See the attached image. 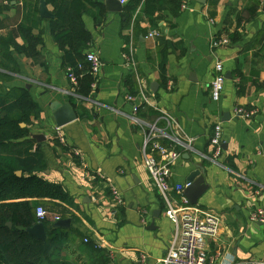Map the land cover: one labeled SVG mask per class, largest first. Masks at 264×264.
Segmentation results:
<instances>
[{
  "label": "crops",
  "instance_id": "1",
  "mask_svg": "<svg viewBox=\"0 0 264 264\" xmlns=\"http://www.w3.org/2000/svg\"><path fill=\"white\" fill-rule=\"evenodd\" d=\"M181 2L184 7L181 5L176 15L169 8L163 10L157 26L148 18H140L136 25L131 22L129 38L132 35L136 73L127 62L129 44L126 46L124 37L128 31L122 30L121 11L106 8L102 23L82 15L91 34L84 52H97L102 66L90 96L76 107L71 105L77 117L61 127L66 145L55 134L50 104L70 102L73 95L61 50L47 21L41 24L38 46L43 62L13 53L19 74L4 83L6 89L29 86L31 97L41 108L40 118L28 126L29 137L41 134L44 138L33 145V151L43 156L39 175L63 185L75 203L70 210L77 219L67 217L69 226L106 250L111 264H161L174 232L142 161V134L128 118L127 77L135 82L136 102L144 105L146 97L178 121L186 136L188 147H177L180 155L171 166L169 180L185 184L195 165L204 168L208 188L196 206L219 214L223 220L218 234L206 241L209 261L249 264L252 259L264 258V224L247 218L251 210L264 209V0ZM243 8L253 17L245 19L242 13L237 28L236 15ZM47 9L50 11L49 6ZM21 15L22 0H11L10 8L0 14V32L10 28L18 43L22 42L16 32ZM154 31L156 34L149 36ZM234 31L238 38L216 50L211 48L213 37H228ZM217 58L231 78H226L221 98L215 102L210 98V83ZM152 83L156 84L154 91ZM237 106L257 113L250 119L237 117ZM146 110L143 107L145 113L140 116L154 120L156 116ZM163 123L159 121V125ZM216 123L222 128V150L213 162L209 159L213 153L210 137ZM111 186L121 192L122 205L113 206ZM47 214L48 225H53L55 215ZM61 255L77 264H101L93 251L84 249L80 236L64 245Z\"/></svg>",
  "mask_w": 264,
  "mask_h": 264
},
{
  "label": "trees",
  "instance_id": "2",
  "mask_svg": "<svg viewBox=\"0 0 264 264\" xmlns=\"http://www.w3.org/2000/svg\"><path fill=\"white\" fill-rule=\"evenodd\" d=\"M10 1L0 0V14L10 8ZM41 1L22 0V15L16 27L21 43L16 41L10 28L0 32V264H77L63 257L61 249L79 236L82 237L85 250L93 251L101 259V264H111L107 251L99 249L88 236V240L84 242L86 235L77 228L53 227L48 225L51 222L45 217L41 220L46 229L45 240L27 231L38 222L35 210L41 204H45L46 212L53 213L55 219L70 217L74 221L77 218L70 210L75 204L73 198L63 185L50 182L39 175L44 168L43 156L38 151H33L35 140L29 137L28 131L31 121L40 118L39 104L25 87H4L6 81L19 74L13 53L29 57L35 62H43L38 46L42 42L41 24L47 21L51 37L61 50V62L66 76L73 73L76 77L74 95L70 98L71 105L76 107L82 98L90 96L95 80L85 61L84 50L91 41V34L84 26L82 15H91L96 23H102L107 14L105 4L100 0H43L50 7L53 17L42 18L39 14ZM218 1L210 0L213 4ZM253 1L259 3V0ZM181 5V0H126L121 10L122 30L128 31V36L124 37L126 46L133 20L136 25L140 18H148L153 26H157L156 20L162 16L159 14L163 10L169 8L176 15ZM242 13L246 14L245 19L253 17L246 9L240 10V15H236L235 19L237 28L240 26ZM238 36L237 31L228 33L231 41ZM240 63L236 68L238 71ZM159 65L163 69L164 61L161 60ZM134 85V80L127 77L124 82L127 92L135 94ZM141 105L139 115L145 113L142 111L143 107L152 115H158L149 106ZM21 123L25 126H21ZM16 171H21V174L17 175ZM8 222H11V226H8Z\"/></svg>",
  "mask_w": 264,
  "mask_h": 264
},
{
  "label": "built area",
  "instance_id": "3",
  "mask_svg": "<svg viewBox=\"0 0 264 264\" xmlns=\"http://www.w3.org/2000/svg\"><path fill=\"white\" fill-rule=\"evenodd\" d=\"M124 2L125 0H120L121 4ZM182 6L184 7L183 4ZM155 34L156 32L154 31L149 36H154ZM131 37L132 35H130L128 43L127 62L129 67H132L133 73H136ZM229 43L227 36H216L211 39L210 45L213 50H216ZM85 61L89 64L90 73L95 77L102 66L100 56L95 51H86ZM213 71L214 74L210 83V98L216 102L221 98L226 81L225 68L221 59L217 58L215 60ZM67 78L69 80L70 93L74 95L73 90L77 84L76 77L73 73H69ZM139 91L144 96L141 82ZM124 96L127 101L131 102V111L128 114V118L142 134L140 150L143 164L150 181L163 201L164 214L171 221L174 228L171 242L160 263L212 264L208 259L206 241L208 238L215 237L218 234L223 221L222 217L215 212L204 211L198 206L192 205L184 194L187 183L173 184L169 180L171 166L180 155L177 147H188L184 142L186 136H184L180 124L169 113L151 104L146 97H143L144 105L151 107L158 113L154 120H147L139 115L140 104L136 102L137 96L127 91ZM256 113L254 109L241 106L234 108L235 116L245 119L252 118ZM159 121H163V125H159ZM54 131L58 141L66 145L67 142L61 132V127H54ZM210 144L213 148V153L209 159L217 162L222 150V128L220 123H216L213 127ZM75 151L73 150L75 154H78ZM110 195L113 206L117 207L123 204V196L116 187H110ZM35 215L38 218V222H41L47 215L46 209L42 205L37 206ZM247 218L252 222L264 224V209L255 208L251 210ZM87 240V237L83 238L84 242ZM248 263L264 264V258L252 259Z\"/></svg>",
  "mask_w": 264,
  "mask_h": 264
},
{
  "label": "water",
  "instance_id": "4",
  "mask_svg": "<svg viewBox=\"0 0 264 264\" xmlns=\"http://www.w3.org/2000/svg\"><path fill=\"white\" fill-rule=\"evenodd\" d=\"M205 0H202L204 2ZM105 7L111 12L121 11L122 4L120 0H104ZM262 11L264 12V4L262 6ZM39 14L42 18H51L53 14L47 9L45 2L42 0L39 5ZM227 79L231 78L230 71L225 73ZM156 84H151V90L154 91V86ZM25 88L29 89L28 85H25ZM52 110V116L54 120L55 127H63L64 125L74 121L77 117L74 109L72 108L70 102L60 103L58 101H53L50 104ZM21 126H25L24 123H21ZM31 138L36 141L43 140L41 134H31ZM17 175L21 174V171H16ZM186 183L188 184L184 189V194L192 205H196L198 198L205 192L208 188V185L204 181V168L201 165H195V169L190 172L186 178ZM8 226H11V222L7 223ZM70 224L69 218H61L53 222V227H68ZM151 226V225H150ZM27 231L36 236L41 240L46 238V229L43 222H37L32 227L28 228Z\"/></svg>",
  "mask_w": 264,
  "mask_h": 264
},
{
  "label": "rangeland",
  "instance_id": "5",
  "mask_svg": "<svg viewBox=\"0 0 264 264\" xmlns=\"http://www.w3.org/2000/svg\"><path fill=\"white\" fill-rule=\"evenodd\" d=\"M229 38V37H228ZM229 41H231L230 39H229ZM41 205H43L44 206V208L46 209V206H45V204H41Z\"/></svg>",
  "mask_w": 264,
  "mask_h": 264
}]
</instances>
